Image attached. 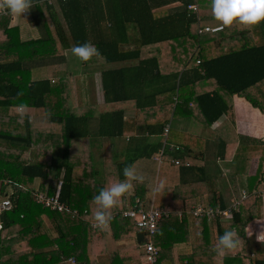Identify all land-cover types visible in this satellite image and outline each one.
Returning a JSON list of instances; mask_svg holds the SVG:
<instances>
[{
  "label": "trees",
  "instance_id": "1",
  "mask_svg": "<svg viewBox=\"0 0 264 264\" xmlns=\"http://www.w3.org/2000/svg\"><path fill=\"white\" fill-rule=\"evenodd\" d=\"M53 1L28 0V3L37 4L49 14ZM57 1L72 45L89 42L85 22L87 2ZM177 1H180L177 6L153 10ZM118 2L111 23L123 25L111 26L103 40L89 42L97 49L96 54L86 61L80 59L85 65L123 62L121 66L103 68L105 99L99 104L85 102L79 96L75 76L54 80L30 78L24 83L16 79L17 73H28L36 65L43 68L60 62L62 37L51 21L45 27L46 35L39 40H53L57 50L32 54L30 41L17 40L19 27L10 25L11 14L0 12V195L6 192L5 181L14 189L13 207L2 215L0 264H64L72 255L77 264H99L104 253L108 255V264H144L143 248L138 254L123 257L117 250H109L106 242L107 234L115 240L137 238L141 228L123 212L137 198L140 205L148 207L151 189L155 202H159L155 204L169 211L153 234V241L159 246L157 264H173L171 249L189 239L191 252L179 256L180 264H264V241L246 231L251 221L264 217V141L231 129L235 122V95L245 97L264 113V19L252 25L233 22L217 31H199L197 15L188 5L197 3L200 15L213 19L210 0ZM46 18L45 25L50 23V18ZM128 20L136 25L133 40L126 25ZM17 103L34 107L42 118L34 121L28 113H10L11 106ZM130 108L136 109L135 118L126 117L125 111ZM185 115L208 126L219 121L215 130L220 155L235 159L237 170H243L247 176L246 197L232 205L233 201H227L220 193L218 179L208 175L185 184L162 182L168 164L182 169L181 174H194L196 168L204 166L202 157L180 152L182 149L172 153L167 146L158 172L145 163L141 170L147 169L151 175L139 173L147 178L153 176L154 187H148L145 178L141 181L132 178L133 196L128 199L127 192L122 194L108 210L110 222L103 229L95 227L93 213L97 205L92 196L100 187L126 179L121 172L124 164L133 167L140 159L153 160L164 142L143 141L150 135L163 136L167 123ZM97 117V132L105 138V145L111 136H130L120 155H111L108 150L104 153V180L100 182L96 181L98 172L93 166L88 136L90 121ZM191 138L179 139V133L171 126L167 141L189 146ZM253 152L259 161L256 173L249 175ZM244 153H247L245 161L240 157ZM176 159L181 164H176ZM37 178L41 190L49 181V194H54L60 184V200L69 206L68 210H53L37 202L34 193ZM157 187L159 190H154ZM199 204L213 210L229 208L231 214L225 216L216 211L211 219L205 213L196 215L193 210ZM192 229L193 236L186 234ZM225 229H233L240 243L234 249L218 253L213 246ZM16 230L23 231L2 241L4 235ZM79 243L80 251H76Z\"/></svg>",
  "mask_w": 264,
  "mask_h": 264
},
{
  "label": "crops",
  "instance_id": "2",
  "mask_svg": "<svg viewBox=\"0 0 264 264\" xmlns=\"http://www.w3.org/2000/svg\"><path fill=\"white\" fill-rule=\"evenodd\" d=\"M88 4V8L85 10L86 17L85 22L89 28L88 31V40L89 42H97L104 39V33L106 37V33L109 31L111 26L116 25H123L121 23H114L112 20H115V5H118V0H85ZM52 7L49 9V14H47L44 9L42 10L40 7H37V4H29L28 9L25 10L20 15L11 14L10 25L11 26H18L19 33L17 40L19 42H26L30 41L29 48L32 54L35 55H43L46 53H51L57 50V46L55 42L51 39L46 40H39L41 36L46 35L45 27H48L52 23L57 27L58 32H60L62 37L63 55H58L59 58L62 60L55 64H50L47 67H43L42 65H36L31 70L23 73H17L16 79H20L23 83L25 81H29V79H40V78H50L52 80L57 79L62 76H75L74 82L77 85V90L79 96H82L85 102H91L95 104L103 103L105 96L104 90L102 87V70L103 68L107 67H116L123 65V62H115V63H100V64H90L85 65L82 64L80 58L74 56L71 52V47L73 43L72 36L68 30L67 23L64 18V14L60 5V2L54 0L52 3ZM180 4V1L174 3H168L159 8H153L154 11L160 9L170 8L172 6H177ZM98 6V7H96ZM3 8H0V12ZM7 11V10H6ZM46 17H49L50 20L47 25H45ZM215 19V18H213ZM126 25L129 27V35L130 38L133 40L137 35L135 30V23L128 20ZM49 34V33H48ZM52 34V31L50 32ZM100 58H102L100 56ZM77 60L79 62L77 63ZM42 64V63H40ZM23 74V75H22ZM30 79V80H31ZM90 93L94 94L92 98ZM234 103V127L231 126L233 132L239 135H248L255 137L257 139L264 141V113L261 112L258 108L254 107L251 102H249L245 97L235 95L233 99ZM131 109V108H130ZM134 109V108H132ZM10 113L15 115H23L28 113L30 118L36 121V119L42 118L40 114L36 113L34 107L30 105H26L25 103H17L10 108ZM134 112V113H133ZM132 113H129V109L125 111L127 118H135L136 116V109L133 110ZM223 119V118H222ZM221 119V120H222ZM99 118H93L90 121V133L89 139L91 140V153L93 157V166L95 170L98 172L96 175V181L100 182L104 180V153L108 150L112 154H121V151L125 149V144L129 141V135H120V136H111L109 139V143L105 145V138L98 134L97 130L99 129L98 126ZM219 124V121L215 122L213 125L208 126L200 119H196L194 117L188 116H178L175 119H172L171 126L172 128L179 133V139H186L187 137H192L189 143V146H186L184 143L181 144V151L189 152L192 156H199L202 157L204 166L200 165V167L195 169L194 174H181L180 168L175 165H166L164 172L162 174V182L169 183L172 182L173 184H185L184 182L195 179V178H205L206 175L210 176L213 179H218L219 186H220V193L225 197L227 201H234L239 200L242 198V194L244 191H247V184L246 178L247 176L243 173V170H237L235 159L229 157L224 159L222 155H220L218 143L219 139L215 130V127ZM138 133V132H136ZM234 133H232L233 140H234ZM31 138L34 141L35 139V131H31ZM161 139L164 141L163 136L158 135H150L149 138L144 140V143L154 142L155 140ZM169 142V141H168ZM167 142V143H168ZM173 143V142H170ZM175 144V143H174ZM178 144V145H179ZM185 147V148H184ZM161 150V149H160ZM170 151V150H169ZM160 152V151H159ZM159 152L155 153L153 156V160L151 159H140L137 163L133 166L137 175L142 176L143 178L149 181L148 187H154V181L151 178H147L145 175H140L139 173H144L140 171L142 165L147 163L151 165V163L157 162L158 164L162 163V158L159 160ZM172 153H178L171 151ZM247 153L242 154V160L245 161ZM251 158V163L248 168V174L253 175L257 171L259 157L257 153L253 152ZM234 157V152H233ZM159 162V163H158ZM172 162V160H171ZM175 164V163H174ZM181 164V163H180ZM186 165H189L188 163ZM160 166H158L159 170ZM144 169V168H143ZM157 170V171H158ZM145 174V173H144ZM130 183L131 187L127 191L128 199H130L133 194L135 193L133 188V179L126 178ZM1 181V180H0ZM48 180L45 185V189L42 190L48 193ZM40 180L39 178L36 179V188L38 189ZM6 187V191L13 189L8 183ZM147 187V188H148ZM60 189V184L57 186L56 191ZM14 190V189H13ZM41 190V189H39ZM264 197V192H263ZM154 200L155 196L152 197L151 201ZM130 206V205H129ZM87 210V209H85ZM264 221L263 218H256L247 225L246 231L249 236L261 234L260 230H258V224L260 221ZM45 221L49 224V219L45 215ZM38 224V223H37ZM36 224V225H37ZM186 234L193 236L194 230L187 231ZM107 248L109 250H117L121 256H131L138 254L142 250V245L139 244L137 238L131 239H122V240H115L112 238L110 234H107ZM257 239V238H256ZM263 237L262 240L263 241ZM259 240V239H257ZM80 241V239L78 240ZM192 241L186 240L183 242H179L175 244V247L171 249V260L173 264H180L179 256L188 254L191 252L192 249ZM141 243V242H140ZM79 246L75 247L76 251H80ZM74 256V255H72ZM75 257V256H74ZM76 258V257H75ZM77 261V260H76ZM184 262L186 263L187 260L185 259ZM64 264H71L66 262ZM77 264V263H76ZM99 264H108V255L107 253L101 254L99 257Z\"/></svg>",
  "mask_w": 264,
  "mask_h": 264
},
{
  "label": "clouds",
  "instance_id": "3",
  "mask_svg": "<svg viewBox=\"0 0 264 264\" xmlns=\"http://www.w3.org/2000/svg\"><path fill=\"white\" fill-rule=\"evenodd\" d=\"M211 14L224 25L237 22L244 25H252L264 19V0H210ZM0 8L6 9L10 14L20 15L28 9V0H0ZM202 17V16H201ZM71 52L83 61L95 55L97 49L88 41L72 45ZM121 172L125 178H133L137 181L143 180L142 176L136 174L130 164H124ZM131 187L127 179L115 180L106 186L100 187L92 200L97 205L93 213L94 226L103 229L111 220L108 211L116 203L117 199ZM154 190H159L157 187ZM257 239L262 240L260 234ZM240 243L238 234L233 229H225L218 235L214 250L222 253L231 250Z\"/></svg>",
  "mask_w": 264,
  "mask_h": 264
},
{
  "label": "built area",
  "instance_id": "4",
  "mask_svg": "<svg viewBox=\"0 0 264 264\" xmlns=\"http://www.w3.org/2000/svg\"><path fill=\"white\" fill-rule=\"evenodd\" d=\"M189 9H192L196 15L198 22L200 23L199 31H217L223 28L224 24L222 23H215L214 25L204 24L199 12V8L197 3H191L188 5ZM2 11H6L3 8ZM171 128V123H167L164 127L163 136H164V144L163 148L159 152V160H161L162 155L164 153L165 147L169 146L170 150H180L182 147L180 145L170 143L167 141L169 132ZM168 142V143H167ZM176 164L181 163L179 159L175 160ZM7 183V182H6ZM1 185V182H0ZM35 198L37 202L43 204L44 207H48L53 210H68V205L63 203L60 200V189L57 190L54 194H49L39 189H35ZM13 194V189L7 190L4 194L0 195V235L3 228V218L2 215L5 211L11 210L13 207V200L11 195ZM246 197V192L244 191L242 194V198ZM239 200H234L232 205L236 206ZM216 211L218 213H222L225 216H230L231 210L225 209H217L213 210L212 208H205L203 204H199L197 207L194 208L193 212L196 215H203L204 213L208 216V218H213L215 216ZM77 211L74 210V213ZM124 216L132 217L135 220L137 226L141 228L144 233L145 239L141 241L144 255L142 257V262L144 264H157L158 255H159V246H157L153 241V234L157 226L159 225L160 221L169 215V211L165 210L164 208L156 205L154 200L151 201L148 207L140 205V198H137L135 203L131 204L127 210L123 212ZM94 224V223H93ZM71 264H76V258L71 256L68 261Z\"/></svg>",
  "mask_w": 264,
  "mask_h": 264
},
{
  "label": "rangeland",
  "instance_id": "5",
  "mask_svg": "<svg viewBox=\"0 0 264 264\" xmlns=\"http://www.w3.org/2000/svg\"><path fill=\"white\" fill-rule=\"evenodd\" d=\"M202 18V21H203V23L204 24H210V25H214L215 23H220V21L219 20H217V19H207V18H204V17H201ZM76 61H77V63L79 62V60H77L76 59ZM90 95H91V97L93 98L94 97V94L93 93H90ZM133 110L134 109H129V113H132L133 112ZM145 112V111H144ZM134 113V112H133ZM171 123V122H170ZM125 147H126V144L124 145ZM126 149V148H125ZM117 157H119V155L117 156ZM159 163V162H158ZM133 164H135V162H133ZM161 164H158L157 165V162H155L154 164L153 163H151V165H150V167H151V169H153V168H155V171L156 172H158L157 170H158V166H160ZM135 170V169H134ZM141 170V169H140ZM142 172H144L147 176H150L151 175V173L150 172H148L147 171V169H144V170H141ZM136 172V171H135ZM1 183H2V181H0ZM7 181H5L4 183H6ZM153 196H155L154 195V191H152V189L150 190V194H149V199H150V201H151V199H152V197ZM157 201V200H156ZM156 203H158L159 204V202L157 201ZM258 230H260V232H262L261 233V237H264V221L262 220V221H260V223L258 224ZM23 230H16V231H14V232H8L6 235H4L3 237H2V241L3 240H6V239H8L9 237H13V236H16V235H18L19 233H21ZM257 234H255L254 236L257 238V236H256ZM263 241H264V239H263Z\"/></svg>",
  "mask_w": 264,
  "mask_h": 264
},
{
  "label": "water",
  "instance_id": "6",
  "mask_svg": "<svg viewBox=\"0 0 264 264\" xmlns=\"http://www.w3.org/2000/svg\"><path fill=\"white\" fill-rule=\"evenodd\" d=\"M137 239L139 242L143 241L145 239L144 237V233L142 230H139L138 233H137Z\"/></svg>",
  "mask_w": 264,
  "mask_h": 264
}]
</instances>
